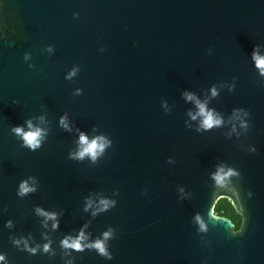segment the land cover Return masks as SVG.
I'll return each instance as SVG.
<instances>
[{"label":"water","instance_id":"1","mask_svg":"<svg viewBox=\"0 0 264 264\" xmlns=\"http://www.w3.org/2000/svg\"><path fill=\"white\" fill-rule=\"evenodd\" d=\"M257 43L264 44V0H0V207L8 208L0 218V250L13 264H49L46 256L13 248L4 221L13 218L17 234L39 238L33 205L62 208L59 238L87 219L81 202L90 190L119 188L117 207L92 225L96 233L117 229L114 259L86 252L77 264H264V87L249 60ZM47 44L56 48L51 57L40 51ZM25 52L36 69L23 61ZM74 64L82 69L75 83L64 79ZM232 76L236 91L225 90L213 104L224 112L250 110L253 127L242 140L256 145L254 154L221 130L201 135L183 124L188 105L181 89L199 92ZM74 87L83 95L72 97ZM161 98L175 105L172 115L163 113ZM41 105L52 131L30 152L9 127L39 114ZM64 111L82 129L96 124L112 137L113 147L95 166L67 159L72 137L56 126ZM169 156L175 165L166 163ZM218 159L241 170L242 180L233 182L242 196L253 192L236 237L227 221L207 217L215 198L208 173ZM27 175L39 178V191L20 200L16 185ZM177 184L193 198L178 200ZM197 212L208 223L203 244L192 222Z\"/></svg>","mask_w":264,"mask_h":264},{"label":"clouds","instance_id":"2","mask_svg":"<svg viewBox=\"0 0 264 264\" xmlns=\"http://www.w3.org/2000/svg\"><path fill=\"white\" fill-rule=\"evenodd\" d=\"M73 18L79 19L80 13L73 12ZM133 46H138V41H133ZM264 44L257 43L253 46L249 55L250 64L257 78V83L264 87V52L261 51ZM41 53L51 57L55 54L56 48L52 44H47L41 48ZM99 52L106 51L105 46H100ZM208 55L213 54V48L207 49ZM23 61L29 69H36L32 63V53L25 52ZM81 65L74 64L64 73L66 81L76 82L81 72ZM237 77L232 76L230 80H222L211 83L206 89L197 92L191 88L180 90V97L188 107L185 110L184 127L197 134H205L221 130L223 136L228 140H235L241 151L248 154L257 152L255 144L245 145L242 138L249 135L252 124V113L243 106L233 107L230 112H224L213 104L221 93L227 90L234 93L237 88ZM81 87H74L71 90L72 97L83 95ZM13 104L18 101L13 99ZM160 108L166 115H172L174 104H170L168 99L161 98ZM56 126L63 132L72 137L73 147L67 152V159L77 163L87 161L91 166H95L113 147L112 137L99 130L96 124L87 129H82L68 111L60 114L56 121ZM52 131V122L48 118L45 105H41V112L37 115L26 117L21 124L11 125L9 132L19 144L20 148L30 152L39 151L47 142ZM168 165H175L176 161L172 156L167 157ZM214 170L209 171L208 177L213 182L215 189L214 201L207 212L209 220H225L231 225L230 235L239 236L245 228L246 206L245 201L253 197V192L248 189L244 196L240 189L233 182V178L242 180L241 170L225 160H217L213 165ZM40 187V180L35 175L22 177L15 189V194L20 200L37 193ZM178 200H191L193 194L186 190V186L177 184ZM221 190H226L231 195L219 194ZM147 189L141 190V196L147 197ZM120 189L114 188L110 193L103 190H90L83 196L81 211L87 217L77 227L71 231L61 233L59 238L56 234L60 233L62 218L65 210L62 208H48L41 204L32 207L31 215L35 217L38 224L39 238L32 232L17 234L16 222L13 218H8L3 223V229L8 230V241L18 252L26 253L28 256H46L49 264H55L59 257L60 264H77L78 259L83 261V254L94 252L104 261H112L114 254L111 242L117 238V229L112 225L106 226L98 233L93 231V221L117 207ZM227 199L230 210L225 212L222 201ZM219 209V210H218ZM8 212L7 206L0 207V218ZM192 222L197 225L196 232L200 237V243H204L209 229L204 216L197 212L192 217ZM0 264H13L6 251L0 250Z\"/></svg>","mask_w":264,"mask_h":264},{"label":"trees","instance_id":"3","mask_svg":"<svg viewBox=\"0 0 264 264\" xmlns=\"http://www.w3.org/2000/svg\"><path fill=\"white\" fill-rule=\"evenodd\" d=\"M222 207H223V210H224L225 212H227V211L230 210V205H228L226 199H225L224 201H222ZM218 210H219V209H218Z\"/></svg>","mask_w":264,"mask_h":264}]
</instances>
